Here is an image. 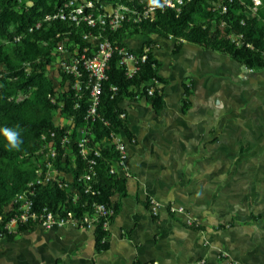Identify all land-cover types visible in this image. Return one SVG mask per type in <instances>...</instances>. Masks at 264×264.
<instances>
[{"label":"crops","instance_id":"obj_1","mask_svg":"<svg viewBox=\"0 0 264 264\" xmlns=\"http://www.w3.org/2000/svg\"><path fill=\"white\" fill-rule=\"evenodd\" d=\"M145 40L132 35L127 44L141 51ZM167 42L153 48L159 73L176 65L179 74L175 82L163 76V110L145 96L124 102L136 141L128 144V195L108 227V249L97 250L92 229L36 226L0 240V264H264V69L190 43L175 52ZM232 62L247 75L237 71L241 83L221 87ZM151 199L163 205L158 216L145 204ZM172 204L184 212L172 213Z\"/></svg>","mask_w":264,"mask_h":264},{"label":"trees","instance_id":"obj_2","mask_svg":"<svg viewBox=\"0 0 264 264\" xmlns=\"http://www.w3.org/2000/svg\"><path fill=\"white\" fill-rule=\"evenodd\" d=\"M68 1L0 0V129L18 131L22 141L19 150H9L0 132V235L5 234L8 241L36 227L34 222H28L19 224L14 231L6 230V225L18 212L16 195L37 178L39 167H45L50 146L57 148V156L51 158L53 166L70 174L72 184L64 189L56 182L35 187V210L47 207L66 215L84 216L93 213L95 205L103 204L111 211L110 221L119 213L122 199L128 195V178L111 173L119 157L111 135L121 134L130 141L135 139L124 108L126 100L145 96L156 112L160 113L165 107V87L169 80L160 75L159 62L153 52L159 38L175 41V52L184 43H190L228 54L250 70L264 69V4L254 9L253 0H234L227 12L220 13L210 10L213 0H185L180 12L167 9L159 11L154 20L125 21L122 28L108 34L111 41L128 48L129 37L143 35L146 40L141 51L130 48L139 57L146 46L150 49L145 52L146 60L139 62L132 76L120 64L119 55L112 56L107 67L108 77L103 82L98 116L95 121H88L87 91L79 93L73 89L74 78L64 73L57 87L48 66L60 56L56 49L61 42L73 53L81 54L89 45L83 37L89 28L55 20L30 31L47 14L55 13ZM93 1L95 13L103 12L108 5L126 4L140 10L148 3V0ZM19 37L21 39L17 40ZM191 85L192 82L184 84V112L190 106ZM150 89H153L151 94ZM83 128L90 130L88 138L92 147L100 150L98 157L90 151V157H95L97 164L96 175L90 183L92 190L88 192V182L79 180L89 170L78 147ZM64 139L67 142L63 143ZM116 195L119 200L115 202ZM145 204L150 208V201ZM104 221L100 219L94 231L98 251L109 247Z\"/></svg>","mask_w":264,"mask_h":264},{"label":"built area","instance_id":"obj_3","mask_svg":"<svg viewBox=\"0 0 264 264\" xmlns=\"http://www.w3.org/2000/svg\"><path fill=\"white\" fill-rule=\"evenodd\" d=\"M233 1L234 0H213L210 5V10L225 13L229 9V4ZM161 3L164 5L163 8H151L149 3H146L140 10L134 7L131 8L126 4H119L117 6L108 5L103 12L95 13V3L93 0H69L58 9V11L53 14H47L41 21L30 28V31L33 32L36 29H40L44 23L55 20L69 21L76 27L85 25L89 28L83 36L84 39L88 41L89 45L83 49L81 54L77 51L73 53L65 42H61L56 49V53L60 56L54 60L52 65L48 66L50 76L55 81L57 87L60 86L63 78L61 74L64 73L74 78L75 82L72 85L73 89L77 90L79 93L84 90L87 91L90 99L89 110L86 117L88 121H95L98 116V105L102 93L103 82L108 77L107 67L112 56L117 53L120 58V64L127 70V73L132 76L137 71L139 62L146 60L147 55L145 52L150 49V47L146 46L144 54L142 57H139L130 48L111 41L108 34L122 28L125 21L137 23L144 19L154 20L159 11L164 12L167 9L180 12L185 0H167V3L161 0ZM253 3L254 9H257L264 4V0H253ZM20 39L21 37L17 38V40ZM67 41L69 42V39H67ZM89 52L90 55H88ZM83 71H85V78ZM70 82L71 81L68 82V85ZM113 90L116 91L117 87H113ZM149 93H153V89H150ZM122 116L124 117L125 114ZM89 134L90 130L88 128H83L78 142L79 153L89 164L88 172L79 179L80 181L88 182L86 192L92 190V184L90 183L96 175L95 166L97 161L95 157L100 156L99 148L92 147L90 139L88 138ZM111 137L112 143L119 153L117 166L111 169V173H121L122 176L130 178L128 144H133L136 140H126L123 135L114 133ZM65 142H67L66 139L63 140V143ZM91 150L95 157H90ZM56 156L57 148L50 146L46 152L45 167H39L37 169V178L28 184L24 192L16 195L15 203L18 206V212L6 225V230L11 232L14 231L19 224L34 222L36 226H41L46 229L70 227L74 229H92L95 231L97 223L103 218L105 219L103 227L105 230H108L111 222V211L103 204L95 205L93 213L84 216H73L71 213L66 215L58 210H50L47 207L37 210L34 209L33 196L35 187L56 182L60 188L64 189L72 184L70 174H65L53 166L51 158H55ZM162 206L163 205L158 200H150V209L154 216L159 215ZM169 210L172 213H177L184 212L185 208L172 204ZM187 224L189 226H198L199 222L189 219ZM3 238H5V234L0 235V240Z\"/></svg>","mask_w":264,"mask_h":264},{"label":"rangeland","instance_id":"obj_4","mask_svg":"<svg viewBox=\"0 0 264 264\" xmlns=\"http://www.w3.org/2000/svg\"><path fill=\"white\" fill-rule=\"evenodd\" d=\"M160 39V38H159ZM167 40L168 41H170L171 42V45L175 42V41H173V40H171V39H166V44H168V42H167ZM188 47H194V48H197V47H195V46H193V45H191V44H188L187 45ZM197 49H200V48H197ZM224 57V56H223ZM226 57V56H225ZM225 59V58H224ZM186 60V59H185ZM228 65V64H227ZM225 68V67H224ZM182 69V68H181ZM173 70H174V72H170V74H165V75H162V76H164V77H166V78H168L169 80H171L172 82H175V81H178V78H177V76L176 75H178L179 74V69H178V67L176 66V65H174L173 66ZM184 70H185V66H184V68L182 69V72H184ZM241 74V75H247V72H245V71H243V67L242 66H240L238 63H236V62H232L231 63V68L230 67H228V66H226V69H224V77H222L223 79H224V81H223V84H222V86L221 87H223V85L224 84H232V83H236V82H239V83H241V79H239L238 78V76H237V73L238 72ZM250 74V73H249ZM258 76H259V74H258ZM130 113H131V111H129ZM7 245V247L9 246V244H6ZM10 251V253H12L13 252V250H9Z\"/></svg>","mask_w":264,"mask_h":264},{"label":"clouds","instance_id":"obj_5","mask_svg":"<svg viewBox=\"0 0 264 264\" xmlns=\"http://www.w3.org/2000/svg\"><path fill=\"white\" fill-rule=\"evenodd\" d=\"M148 3L151 6V8H157V7L163 8L164 6L161 3V0H148ZM164 3H167V0H164ZM0 132H2L3 136L7 140V146L9 150H12V149L19 150L20 149V145L22 141L20 139V134L18 131L5 127L3 129H0Z\"/></svg>","mask_w":264,"mask_h":264}]
</instances>
